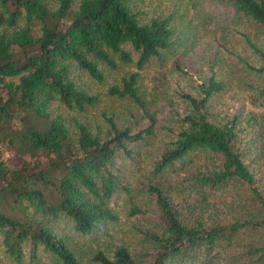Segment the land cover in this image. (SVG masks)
I'll return each mask as SVG.
<instances>
[{
    "label": "trees",
    "instance_id": "obj_1",
    "mask_svg": "<svg viewBox=\"0 0 264 264\" xmlns=\"http://www.w3.org/2000/svg\"><path fill=\"white\" fill-rule=\"evenodd\" d=\"M217 1L262 31V45L251 43L256 61L244 64L251 105L216 112L225 82L214 77L198 95L181 94L189 110L172 114L170 137L148 170L157 178L148 185L156 227L143 231V251L97 250V264H264V0ZM144 2L0 0V143L27 155L0 158L1 244L16 261L43 249L80 264L53 220L90 233L117 219L110 199L128 189L127 161L118 159L140 152L156 118L134 70L108 92L130 98L147 125L134 131L107 117L105 133L93 129L84 117L98 98L82 78L102 80V67L133 61L131 52L139 69L178 40L174 15H148ZM185 167H193L182 179L192 199L177 202L159 178Z\"/></svg>",
    "mask_w": 264,
    "mask_h": 264
},
{
    "label": "rangeland",
    "instance_id": "obj_2",
    "mask_svg": "<svg viewBox=\"0 0 264 264\" xmlns=\"http://www.w3.org/2000/svg\"><path fill=\"white\" fill-rule=\"evenodd\" d=\"M142 8L148 15L172 13L179 36L169 49L151 57L139 69L134 62L136 54L131 52L133 61L123 63L119 60L114 68L102 67L104 76L100 81L83 75L89 91L98 98L84 117L93 129L105 133L109 125L107 117L118 126H129L134 131L147 125L144 111L130 98L108 92L111 85L119 84L123 75L134 70L139 72L138 91L146 101L148 111L155 116L157 126L140 152L133 153L131 158L122 155L118 159L127 161L124 181L128 189L120 188L110 199L117 219L99 224L90 233L76 231L63 217L53 220V229L65 235L80 264H97L92 260L97 250L108 255L120 245L133 253L144 250L143 231L156 227L158 221L155 197L148 191V185L157 182V178L151 177L148 170L170 137L165 125L175 122L172 114L189 110L181 95L183 92L198 95L201 85L214 77L225 82V89L214 99L216 112L229 114L236 106L248 108L251 105L243 88L247 80L244 64L256 61L251 43L257 46L263 43L262 31L257 24L239 17L229 5L217 0H145ZM6 148L0 143V158L20 161L27 156ZM192 168L170 170L159 178L164 190L171 192L177 202L192 199L187 196V182L182 181ZM133 208L139 211L133 213ZM0 261L3 264H62L55 255L43 249L38 251L36 258H30L26 251L23 258L16 261L4 251L1 237Z\"/></svg>",
    "mask_w": 264,
    "mask_h": 264
}]
</instances>
